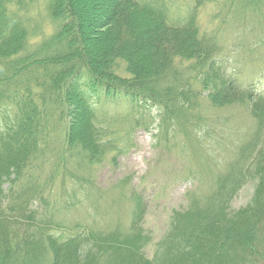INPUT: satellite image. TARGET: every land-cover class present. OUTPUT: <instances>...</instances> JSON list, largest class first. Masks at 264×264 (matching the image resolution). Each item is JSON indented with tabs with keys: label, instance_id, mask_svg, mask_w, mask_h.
Returning a JSON list of instances; mask_svg holds the SVG:
<instances>
[{
	"label": "trees",
	"instance_id": "16d2710c",
	"mask_svg": "<svg viewBox=\"0 0 264 264\" xmlns=\"http://www.w3.org/2000/svg\"><path fill=\"white\" fill-rule=\"evenodd\" d=\"M97 2L0 0V264H264V92L233 59L264 58V0ZM140 131L199 163L239 149L173 212L151 259L140 194L129 233L63 232L98 193V166ZM248 177L255 193L229 219ZM216 188L225 198L208 206Z\"/></svg>",
	"mask_w": 264,
	"mask_h": 264
},
{
	"label": "rangeland",
	"instance_id": "374dc122",
	"mask_svg": "<svg viewBox=\"0 0 264 264\" xmlns=\"http://www.w3.org/2000/svg\"><path fill=\"white\" fill-rule=\"evenodd\" d=\"M97 4V0H94V5ZM92 13L97 14V9ZM201 20L205 22L206 16H202ZM87 25L88 23L85 25L84 33L85 30L88 31ZM84 36L88 39L86 33ZM228 50L233 53L232 48ZM256 56L241 59L237 52L233 59L239 60L236 65L245 70V77L252 86L259 92H264L262 63L264 58L258 59ZM221 125L219 121L214 125L215 132L220 135H222ZM238 150L230 149L226 154L216 158V162L210 160L199 163L193 152L188 157L167 153L158 145L155 136L140 131L135 135V145L130 150L124 153L114 151L98 166L95 172L98 193L90 200L81 194V203L67 214L68 229L63 232L65 235L76 234V226L79 223L84 227L83 230L93 228L107 235H110L107 232H113L115 228H118L119 232L129 233L128 225L135 212L134 197L142 195L146 205V216L141 224L142 235L147 241L144 252L151 259L169 227L173 212L187 210L188 204L192 201L191 197L203 196L212 191L216 187L217 175L226 170L221 166L235 160L234 155ZM239 161L242 165L239 166L238 171L243 168L246 160L239 159ZM191 170H194L198 176L191 178L189 176ZM259 179L253 181L252 177H248L245 185L236 192L235 198L229 200V219H234V215L251 201ZM224 198L225 194L216 188L213 200L208 206L217 205ZM205 204L206 199H202L200 205ZM31 209L40 211V203L35 201ZM56 220H60V215L56 216ZM20 227L24 230L27 223L23 222ZM51 228L53 229L54 226Z\"/></svg>",
	"mask_w": 264,
	"mask_h": 264
}]
</instances>
